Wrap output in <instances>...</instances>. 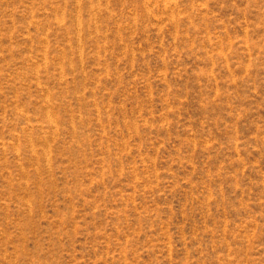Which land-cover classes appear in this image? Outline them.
<instances>
[{
  "label": "rangeland",
  "instance_id": "obj_1",
  "mask_svg": "<svg viewBox=\"0 0 264 264\" xmlns=\"http://www.w3.org/2000/svg\"><path fill=\"white\" fill-rule=\"evenodd\" d=\"M0 264H264V0H0Z\"/></svg>",
  "mask_w": 264,
  "mask_h": 264
}]
</instances>
